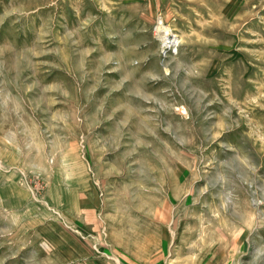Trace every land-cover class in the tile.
<instances>
[{"label":"rangeland","instance_id":"rangeland-1","mask_svg":"<svg viewBox=\"0 0 264 264\" xmlns=\"http://www.w3.org/2000/svg\"><path fill=\"white\" fill-rule=\"evenodd\" d=\"M0 264H264V0H0Z\"/></svg>","mask_w":264,"mask_h":264},{"label":"bare ground","instance_id":"bare-ground-1","mask_svg":"<svg viewBox=\"0 0 264 264\" xmlns=\"http://www.w3.org/2000/svg\"><path fill=\"white\" fill-rule=\"evenodd\" d=\"M169 28H167L163 22H159V26L157 28V34L158 38H160L163 41L164 46H169L172 44H175L178 39L175 37L176 35L172 33Z\"/></svg>","mask_w":264,"mask_h":264}]
</instances>
